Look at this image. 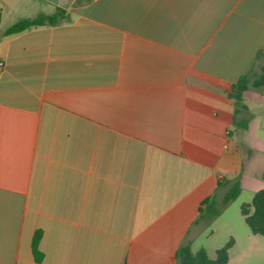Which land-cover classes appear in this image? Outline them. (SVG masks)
Wrapping results in <instances>:
<instances>
[{
	"label": "crops",
	"instance_id": "crops-1",
	"mask_svg": "<svg viewBox=\"0 0 264 264\" xmlns=\"http://www.w3.org/2000/svg\"><path fill=\"white\" fill-rule=\"evenodd\" d=\"M27 1V18L65 16L0 32V264L214 258L203 201L264 180L244 140L264 94L228 95L264 64V0Z\"/></svg>",
	"mask_w": 264,
	"mask_h": 264
},
{
	"label": "rangeland",
	"instance_id": "rangeland-1",
	"mask_svg": "<svg viewBox=\"0 0 264 264\" xmlns=\"http://www.w3.org/2000/svg\"><path fill=\"white\" fill-rule=\"evenodd\" d=\"M13 2L16 7L11 9ZM24 2L25 0H0V6L5 9V13L0 16V32L19 17L27 18L34 15L31 6L27 5L30 3ZM261 61L264 62V57ZM250 87L264 94V85ZM250 122V131L244 134V140L247 143L260 146L259 148L264 152V117L256 114L250 118ZM260 167V164H256L251 173L253 175L259 174ZM253 178L254 183L245 186L233 200L224 206H222V199L226 193V188L219 189L216 196V207L220 209V213L215 217L206 214L207 222L196 240V244L207 247L209 255L213 257L211 248L222 246L228 237L233 235L236 239V245L228 251L227 264H264V234L252 233L240 213L241 203L249 202L254 191L262 186V182L264 183L261 177L253 176Z\"/></svg>",
	"mask_w": 264,
	"mask_h": 264
},
{
	"label": "trees",
	"instance_id": "trees-1",
	"mask_svg": "<svg viewBox=\"0 0 264 264\" xmlns=\"http://www.w3.org/2000/svg\"><path fill=\"white\" fill-rule=\"evenodd\" d=\"M65 16V10L62 8H56L52 15H38L34 18H23L13 22L9 25L4 33L11 34L19 32L30 26L40 25L43 23L54 24L59 19ZM262 51L257 53V58L260 56ZM264 85V64L258 66V68H253L250 72L241 75L236 82L230 85L228 95L233 98L235 105L237 107L246 108L242 102L243 91L248 87H259ZM237 109L235 108V113ZM236 124V119H233ZM247 119L243 120L246 124ZM264 178V171L262 173ZM229 187L222 199V206L226 205L229 201L233 200L240 192V180L236 177L232 180H227ZM218 185H222L219 181ZM204 208L199 209L200 213H205L210 217H215L219 215L220 209L216 207V199L214 195H211L203 201ZM240 213L244 218V222L249 227L250 231L254 234H264V188L256 190L250 202H243L240 205ZM40 232L37 231L32 238V253L35 260L41 259V252L38 249V240ZM233 244V238L230 237L221 247H219L215 252V257L210 258L204 248H199L196 251H192L189 245H181L175 253V257L178 259L180 264H225L228 259V250Z\"/></svg>",
	"mask_w": 264,
	"mask_h": 264
}]
</instances>
